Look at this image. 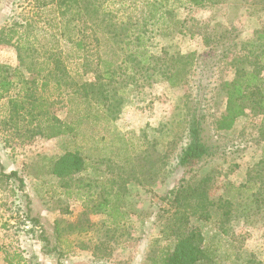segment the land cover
<instances>
[{
    "label": "rangeland",
    "instance_id": "374dc122",
    "mask_svg": "<svg viewBox=\"0 0 264 264\" xmlns=\"http://www.w3.org/2000/svg\"><path fill=\"white\" fill-rule=\"evenodd\" d=\"M43 1L52 0H0V65L10 70L20 66L30 85L28 94L20 92L18 85L0 99V264H152L164 249L174 247L173 233L178 226L200 231L201 246L211 258L200 264H264V223L238 221L225 232L212 204L222 195L236 200L234 208L250 207L249 193L241 199L234 191H225L245 182L264 157V141L258 139L257 129L264 118V110H260L264 68L259 65L264 61V39L258 40V31L264 29V5H252L251 0L201 4L153 0L162 4L160 14H164L145 26L141 24L148 13L144 0H106L107 8L118 10L119 24L133 23L142 32L147 30L140 48L162 59L135 76L134 68L120 65L113 86L125 87L124 103L107 130L96 126L94 131L87 129L86 137L80 131L76 136L46 138L37 120L29 123V117L19 114L9 99L20 104L34 98L30 93L42 95L44 112L35 109L34 113L66 119L73 106L68 95L73 89L80 90L82 77L94 80L91 70L96 69L99 57L90 29L80 39L62 27L64 48L82 44L83 59L70 57L64 62L63 53L46 52L40 42L35 44L37 51L30 52L21 64L17 44L5 31L16 25L24 38L42 39L40 29L55 17L53 3L39 9ZM124 34L114 40L125 38ZM254 42L259 46H252ZM137 48L138 44L132 45L121 58L129 59ZM189 52L196 53V65L182 83L171 86L162 76L168 61L173 55ZM48 59L50 73L29 69ZM135 63L128 62L130 67ZM241 68L256 70L262 92L255 99H246L247 111L232 129L218 130L215 121L226 104L224 82L233 80ZM42 78L51 83L62 80L64 94L50 96L33 88L34 81ZM51 90L55 92L53 84ZM193 120L200 121L201 138L209 151L180 165L178 155L189 141ZM92 132L96 137L121 132L139 146V153L133 162L122 165L92 160L88 146L94 144L87 138ZM81 146L92 161L87 169L64 178L53 172L54 160L66 147ZM12 171L23 178V185L17 176L3 175ZM116 191L124 195V226L113 224L109 215L95 207ZM203 204L214 212L209 220L195 213ZM53 248L61 250L60 255Z\"/></svg>",
    "mask_w": 264,
    "mask_h": 264
},
{
    "label": "trees",
    "instance_id": "16d2710c",
    "mask_svg": "<svg viewBox=\"0 0 264 264\" xmlns=\"http://www.w3.org/2000/svg\"><path fill=\"white\" fill-rule=\"evenodd\" d=\"M188 1L193 4H201L207 0ZM50 3H53L51 7H53L52 13L55 14V17L49 18L40 29L39 32L43 35L42 39L38 40V36H35L36 41L24 38L16 25L10 26L5 31L8 39L14 40L17 44L21 64L30 52L34 53L37 51L35 44H39L40 42H42L46 52L62 56L64 54V62L70 57L83 59L82 52L85 46H82V44L79 45L78 43L77 48H72L71 50L64 48L62 39H64L65 34L62 27L74 31L80 39L86 37V31L90 29L93 38V42L91 43L99 57L95 66L96 69L91 70L95 73V78L94 80H90L82 77L78 81L80 90L73 89L72 93L68 95L70 97V105L73 106L69 108L66 119H61L55 115L51 116L47 113L43 116L36 115L34 113L35 109H38L41 113L44 112L46 101H44L42 95L34 96L33 93H30V97L34 98L30 102L22 101L20 104L12 98L9 101L20 111L17 110L19 114L29 117V123L37 120L38 126H41V133L46 138L66 135L76 136L80 131H84L82 132L83 137H86L87 129L94 131L96 126L107 130L111 126V123L118 119L117 114L121 111V103H124L123 93L125 87L122 86L123 89L122 87L113 86L117 82L115 75L118 68H122L124 65H126L127 69L134 68L132 76H135L142 69L148 70L152 68V64L156 60H161L162 57L150 54L145 48H140L143 44V36L146 35L147 30L142 32L141 27H137L133 23L119 24L118 10L114 11L107 8L106 0H52L49 3L43 1L39 9L45 10L49 7ZM156 3L158 2L144 0L148 13L143 18L142 25L146 26L150 20H157L163 17L164 12L160 14L162 4L159 3L157 5ZM250 4L261 6L264 5V0H251ZM63 20L65 21V25ZM107 27H109V30L106 31ZM179 32H182V30ZM164 33L166 34V32ZM122 34L125 35V38L114 40V38L122 36ZM73 35L70 37H73ZM263 39L264 29H260L258 31V40L261 42ZM64 41L67 42L68 40ZM135 44H138V48L135 49L132 57L129 59L121 58L123 53L130 51L132 45ZM251 45L259 46L255 42L251 43ZM195 55V52L178 53V55H173L172 59L168 61L170 64L164 70L162 76L169 81L171 86H177L189 76L190 71L196 65ZM129 60L136 62L134 66H129ZM49 63L50 59L43 60L38 62V64L36 63L35 66H29V69L33 71L39 68L37 73L44 71H49L50 73L52 69L49 67ZM40 64L43 65L40 66ZM259 65L264 68V61ZM82 66H84V63ZM19 67L10 70L9 67L0 65V99H4L18 85H21L20 92L29 93V82ZM64 72L66 73V71ZM155 74L157 73L154 72L152 76L155 77ZM34 82L35 86L33 88L47 91L50 96L54 94L62 96L64 94L63 82L60 79L55 80V83H51L43 78L39 82ZM52 84L55 92L51 90ZM224 88L226 90V104L224 110L220 112L215 121L218 130L232 129L237 119L247 111L246 99H255L261 94L263 89L261 78L258 77L256 70L243 68L238 70L233 80L224 82ZM260 101H264V96L260 98ZM25 103H29L30 106H25ZM26 107H28V110ZM260 110H264V105ZM200 126V121L194 123L193 120L192 124H190V128L188 129L189 141L186 142L181 149V153L178 155V163L180 165L192 163L208 153L209 147L202 141ZM257 129L258 139L264 141V118L257 126ZM110 136L102 135L96 137L94 132L89 135L87 134V138L94 144L93 146H88V150L92 152L91 159L98 162L106 161L107 164L114 163V161H117L121 165L126 162H133L134 157L139 153V146H136L133 141L124 137L121 132L111 134ZM89 155L84 146L74 149L66 147L64 154L54 160L53 172L64 178L84 171L88 168L89 163L92 162L88 161ZM255 170L257 171H254L252 174L249 173L245 182L239 185H230L231 189L225 191L227 193L234 191L236 195L239 194L241 199L244 197V193H249L246 199L250 207L241 205L239 208L237 206L234 208L236 200L222 195L212 203L216 206L215 211L219 215L218 224L223 231L227 232V228L229 226L233 227L234 223H238V221H244L249 224L264 223V157L257 163ZM3 175L7 177H19L16 171L8 174L3 173ZM20 182L21 185L24 184L23 178H20ZM123 197L122 192L116 191L114 196L105 195L103 200L95 205V207L100 212L109 215L113 224L124 226L126 212L121 209ZM209 207V205L203 204L200 211H196L195 213H199L200 219L209 220L213 217L214 213L213 211L210 212ZM241 216L245 217V220H241ZM254 216L258 217L254 218ZM173 235L176 240L174 247L164 249L160 255H157L153 259L152 264H200L206 258L211 259L205 247L201 246L203 237L198 229H187L178 226ZM53 251L57 252L58 255L61 253V250L58 248H53Z\"/></svg>",
    "mask_w": 264,
    "mask_h": 264
}]
</instances>
